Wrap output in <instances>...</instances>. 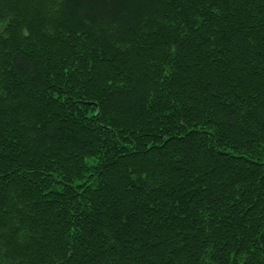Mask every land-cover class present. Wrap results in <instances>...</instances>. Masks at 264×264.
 Returning <instances> with one entry per match:
<instances>
[{"label": "trees", "instance_id": "trees-1", "mask_svg": "<svg viewBox=\"0 0 264 264\" xmlns=\"http://www.w3.org/2000/svg\"><path fill=\"white\" fill-rule=\"evenodd\" d=\"M0 264H264V0H0Z\"/></svg>", "mask_w": 264, "mask_h": 264}]
</instances>
